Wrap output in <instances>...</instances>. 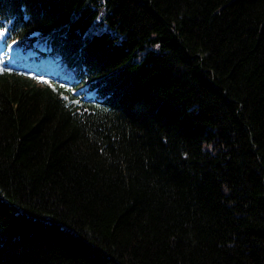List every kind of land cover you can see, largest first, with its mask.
<instances>
[{
  "label": "trees",
  "instance_id": "trees-1",
  "mask_svg": "<svg viewBox=\"0 0 264 264\" xmlns=\"http://www.w3.org/2000/svg\"><path fill=\"white\" fill-rule=\"evenodd\" d=\"M3 30L51 81L0 71V264H264V0H0Z\"/></svg>",
  "mask_w": 264,
  "mask_h": 264
},
{
  "label": "rangeland",
  "instance_id": "rangeland-1",
  "mask_svg": "<svg viewBox=\"0 0 264 264\" xmlns=\"http://www.w3.org/2000/svg\"><path fill=\"white\" fill-rule=\"evenodd\" d=\"M43 65H44V62H43ZM6 66H7V64L4 63V60L0 58V71L4 68H7ZM43 67L45 68V73L47 74V76H49L51 78L50 73L47 71L49 69V67H46V66H43Z\"/></svg>",
  "mask_w": 264,
  "mask_h": 264
}]
</instances>
